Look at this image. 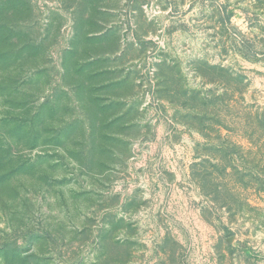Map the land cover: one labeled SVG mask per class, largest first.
Returning a JSON list of instances; mask_svg holds the SVG:
<instances>
[{"label":"rangeland","instance_id":"374dc122","mask_svg":"<svg viewBox=\"0 0 264 264\" xmlns=\"http://www.w3.org/2000/svg\"><path fill=\"white\" fill-rule=\"evenodd\" d=\"M0 264H264V0H0Z\"/></svg>","mask_w":264,"mask_h":264}]
</instances>
